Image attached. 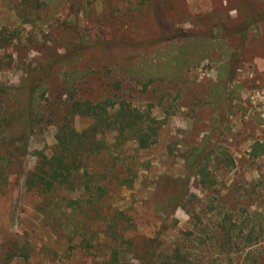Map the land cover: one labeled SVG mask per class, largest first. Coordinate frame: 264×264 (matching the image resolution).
<instances>
[{
	"label": "rangeland",
	"instance_id": "374dc122",
	"mask_svg": "<svg viewBox=\"0 0 264 264\" xmlns=\"http://www.w3.org/2000/svg\"><path fill=\"white\" fill-rule=\"evenodd\" d=\"M150 64L161 69L151 81ZM39 73L37 90L24 85ZM32 91L38 114L26 109ZM75 100L126 101L149 116L154 142L140 148L129 135L117 144L115 131L99 133L108 148L84 169L99 172L106 192L92 200L82 183L54 193L44 216L25 174ZM13 112L22 117L0 137L17 145L23 132L26 152L0 159V241L31 249L13 264H105L114 248L117 264H138L113 241L115 217L135 245L156 237L158 251L177 246L195 264H264V0H0V119ZM92 121L73 116L77 130ZM201 144L215 183L191 174L183 205L169 207L185 154ZM222 231L238 247L220 245Z\"/></svg>",
	"mask_w": 264,
	"mask_h": 264
},
{
	"label": "trees",
	"instance_id": "16d2710c",
	"mask_svg": "<svg viewBox=\"0 0 264 264\" xmlns=\"http://www.w3.org/2000/svg\"><path fill=\"white\" fill-rule=\"evenodd\" d=\"M28 2L31 0H20ZM37 2V0H33ZM149 74L148 80L151 81L158 77L161 73V69L155 68L154 64H150L148 68ZM46 71H44L45 73ZM44 73L39 75L33 80L32 83L29 80L23 81L24 85H28L29 89L39 88V81L44 76ZM71 79L69 84L75 79L70 73ZM108 103H91L89 101L75 100L71 103L69 113L64 117L62 123H60L55 132V143L48 153L40 152L36 161V164L25 174L24 187L26 193L37 195L39 200L37 201L36 208L41 210L44 216H49L52 212L50 208V195L58 193L62 190L76 191L83 183L84 187L89 190L90 199H100L106 192V187L97 182L94 178L98 171H89L85 168L87 159L99 161L101 159L100 154L108 148V145L98 138L99 133L105 132V130H112L117 133L116 142L120 144L124 141V136L129 135L135 139L138 147L147 148L154 142V135L156 133L154 126L150 124L147 119L149 116H145L136 107L130 106L126 101H120L114 107ZM111 108L113 109L112 111ZM27 111L36 110V114L39 113L38 100L36 99L33 91L30 94L29 107ZM35 112V111H34ZM81 114L92 118V123L85 129L77 130L73 124L74 114ZM32 116V114H31ZM28 114L25 117V127L31 126L33 118ZM22 117V112H13L8 117L0 119V130L7 126L8 121ZM39 119V118H38ZM22 132V131H21ZM24 133H21L22 140L16 145L13 142L7 140L4 136L0 137V147L3 145L7 148V154L0 153V159H6L10 161L11 157L19 162L20 156H23L26 152V138ZM11 149L17 152L10 151ZM254 150L258 149L254 147ZM255 154V153H254ZM210 156L208 153H204V148L201 144L192 147L185 154V167L186 176L182 180L183 186L179 192H170L167 195V205L169 207H176L180 204L183 205L182 200L187 193L186 185L191 174L197 176L200 182H208L209 185L215 183L213 175L208 170ZM226 164L232 165L233 161L230 157H225ZM84 170V173L81 171ZM85 177V178H84ZM3 179L4 185L0 186V192L5 188L8 180V173L0 169V180ZM177 185V184H176ZM163 208V207H162ZM48 213V214H47ZM116 229L113 233L114 243L121 245V243L127 244L131 251L134 252L137 259L140 260L138 264H195L190 259L189 253L175 246L170 252H162L157 250L158 241L156 237L145 239L139 245L132 243L130 239L124 237L122 233L123 227L121 219L115 217L112 227ZM223 228V227H222ZM223 236L219 237V244L238 247L235 243L232 245V237L228 231H222ZM97 247V245H86V248ZM30 247L25 242L19 244L16 240H11L8 244L0 241V264H13L16 259H21L28 262L30 256ZM119 250L114 248L107 254L105 264H117L118 263ZM28 264V263H27Z\"/></svg>",
	"mask_w": 264,
	"mask_h": 264
}]
</instances>
